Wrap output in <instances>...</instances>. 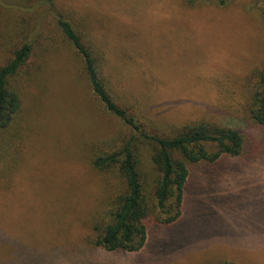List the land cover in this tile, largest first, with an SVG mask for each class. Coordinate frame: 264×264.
I'll return each mask as SVG.
<instances>
[{"label":"rangeland","instance_id":"1","mask_svg":"<svg viewBox=\"0 0 264 264\" xmlns=\"http://www.w3.org/2000/svg\"><path fill=\"white\" fill-rule=\"evenodd\" d=\"M192 1L0 0V67L32 47L9 80L20 109L0 130V264H264V130L250 115L264 72V0ZM60 19L150 133L205 121L246 140L240 158L190 165L184 219L151 221L138 253L94 244L95 225L126 191L117 169L94 162L136 134L94 96ZM133 146L155 177L152 146Z\"/></svg>","mask_w":264,"mask_h":264},{"label":"trees","instance_id":"2","mask_svg":"<svg viewBox=\"0 0 264 264\" xmlns=\"http://www.w3.org/2000/svg\"><path fill=\"white\" fill-rule=\"evenodd\" d=\"M202 1L193 0L191 3ZM216 3L219 7H225L227 0H216ZM58 24L81 57L96 99L107 112L136 134L119 151L100 156L94 162L99 170L117 169L126 183L125 193L113 202L112 209L106 214V221L95 225L94 244L108 252L138 253L147 244L151 221L172 227L184 219L190 165L202 162L214 164L224 157L240 158L245 152L246 140L237 129L205 121L188 125L174 136L159 137L150 133L114 98L102 76L98 56L82 42L80 33L68 21L60 19ZM31 53L32 47L24 44L15 50L7 64L0 67V130L11 124L20 109L18 92L10 86L9 80L27 64ZM257 78L259 84L253 96L250 115L264 130V72L258 74ZM137 141L152 146L151 161L155 177L141 171V161L133 146Z\"/></svg>","mask_w":264,"mask_h":264}]
</instances>
